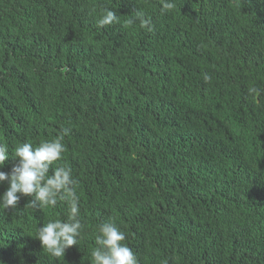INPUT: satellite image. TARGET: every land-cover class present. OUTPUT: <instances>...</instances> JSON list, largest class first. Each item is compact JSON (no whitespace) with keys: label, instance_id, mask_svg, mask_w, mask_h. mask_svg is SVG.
<instances>
[{"label":"trees","instance_id":"16d2710c","mask_svg":"<svg viewBox=\"0 0 264 264\" xmlns=\"http://www.w3.org/2000/svg\"><path fill=\"white\" fill-rule=\"evenodd\" d=\"M174 3L0 0V170L67 128L53 167L84 226L52 257L36 233L68 204L21 197L0 208V264H91L104 222L138 264H264V0ZM104 9L119 22L101 29ZM137 11L153 31L126 25Z\"/></svg>","mask_w":264,"mask_h":264},{"label":"clouds","instance_id":"9594fccd","mask_svg":"<svg viewBox=\"0 0 264 264\" xmlns=\"http://www.w3.org/2000/svg\"><path fill=\"white\" fill-rule=\"evenodd\" d=\"M176 7L174 0H160L162 13L172 11ZM116 12L104 9L100 15L98 28L117 23ZM139 23V26L153 31L150 18L142 11H137L126 21L127 26ZM205 79H208L205 76ZM249 93L258 94L256 87H250ZM67 128L51 140H43L38 146L32 143H23L14 149L12 159L16 161L11 171L6 173L0 170V183L7 182L8 187L0 194V208L14 209L18 206L21 197L31 198L28 206L33 208H55L58 199L65 201L69 206L66 220L55 219L38 228L36 239L42 249L52 257H64L65 252L78 244L83 224L79 217V198L76 195L77 181L72 175L70 167L56 166L65 152L64 136L68 135ZM9 159L8 149L0 145V169ZM125 234L112 223H100L95 235L96 247L90 253L91 264H138L132 249L122 243Z\"/></svg>","mask_w":264,"mask_h":264}]
</instances>
